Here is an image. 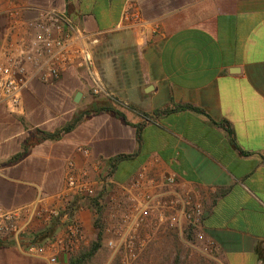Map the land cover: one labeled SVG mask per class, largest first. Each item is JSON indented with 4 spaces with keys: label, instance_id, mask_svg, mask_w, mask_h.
Returning a JSON list of instances; mask_svg holds the SVG:
<instances>
[{
    "label": "crops",
    "instance_id": "obj_1",
    "mask_svg": "<svg viewBox=\"0 0 264 264\" xmlns=\"http://www.w3.org/2000/svg\"><path fill=\"white\" fill-rule=\"evenodd\" d=\"M48 8L89 35L91 72L29 83L16 113L0 106V207L51 206L70 159L94 181L146 167L196 194L214 264H264V0H0V43L7 11ZM116 156L129 158L111 172ZM50 225L0 236V264H47L23 250Z\"/></svg>",
    "mask_w": 264,
    "mask_h": 264
},
{
    "label": "built area",
    "instance_id": "obj_2",
    "mask_svg": "<svg viewBox=\"0 0 264 264\" xmlns=\"http://www.w3.org/2000/svg\"><path fill=\"white\" fill-rule=\"evenodd\" d=\"M122 20L140 23L132 10L124 11ZM92 43L87 33L54 8L41 10L31 20L18 9L7 11L0 43V106L11 113L21 110L23 92L33 81L51 84L69 68L90 73L88 47ZM75 153L90 158L84 146H78ZM94 165L98 170L99 164ZM85 209L92 216L91 241L99 238L101 246L118 255L121 264L137 263L149 245L180 235L185 228L195 239H203L202 204L195 193L182 191L174 177H156L143 167L127 183L115 182L108 174L94 181L73 159L65 164L62 189L51 206L38 201L13 209L0 207V236L17 241L34 222L43 227L54 223L49 238L30 242L23 251L45 257L47 264H58L59 256H74L91 242L79 216Z\"/></svg>",
    "mask_w": 264,
    "mask_h": 264
},
{
    "label": "rangeland",
    "instance_id": "obj_3",
    "mask_svg": "<svg viewBox=\"0 0 264 264\" xmlns=\"http://www.w3.org/2000/svg\"><path fill=\"white\" fill-rule=\"evenodd\" d=\"M187 234L190 235V240H187ZM88 238L89 241L94 239L92 231ZM211 256V246L204 239H195L191 230L185 228L180 235H169L165 240L159 241L155 245H149L140 260L133 264H174L176 258L179 264H214L210 259ZM116 259L118 263L115 261ZM88 264L121 263L118 255L112 254L101 246L95 258Z\"/></svg>",
    "mask_w": 264,
    "mask_h": 264
},
{
    "label": "trees",
    "instance_id": "obj_4",
    "mask_svg": "<svg viewBox=\"0 0 264 264\" xmlns=\"http://www.w3.org/2000/svg\"><path fill=\"white\" fill-rule=\"evenodd\" d=\"M117 115L119 116V114ZM128 158L129 157H126V156H116L113 159L109 160L108 165L111 168V172H114L115 167L119 162L124 161ZM49 228H52V226L50 225ZM49 228L35 235L36 237L33 236L31 239V243H40V242L45 241L47 233H49L50 231L53 232V229H49ZM186 238L187 240L191 239L189 234L186 235ZM100 247H101V244H100L99 238L95 241H91L89 245L83 248L78 254L74 256H70L68 260V264H88L90 263L95 258ZM115 261L118 263L117 259ZM174 264H179V261L177 258Z\"/></svg>",
    "mask_w": 264,
    "mask_h": 264
},
{
    "label": "water",
    "instance_id": "obj_5",
    "mask_svg": "<svg viewBox=\"0 0 264 264\" xmlns=\"http://www.w3.org/2000/svg\"><path fill=\"white\" fill-rule=\"evenodd\" d=\"M79 96V95H78Z\"/></svg>",
    "mask_w": 264,
    "mask_h": 264
}]
</instances>
